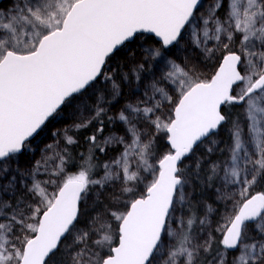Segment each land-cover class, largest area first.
<instances>
[{"label": "snow or ice", "instance_id": "6c2138e0", "mask_svg": "<svg viewBox=\"0 0 264 264\" xmlns=\"http://www.w3.org/2000/svg\"><path fill=\"white\" fill-rule=\"evenodd\" d=\"M136 41L138 52L130 47ZM184 43L207 60L222 54L210 76H197L175 55ZM124 48L133 68L121 79L107 65ZM132 79L143 89L139 98L107 117L122 124L123 135L99 137L108 100L101 93L89 107L88 91L110 82L116 98ZM76 105L84 111L77 110L82 118L74 128L96 123L78 171H67L68 146L76 143L67 129L62 149L46 145L21 171L31 141ZM229 106L243 119L231 121L227 153L209 146L207 153L221 151L219 159L197 157L229 122ZM161 133L167 150L158 155ZM52 136L59 143L60 133ZM110 145L123 150L93 178V151ZM200 183L216 188L223 204L215 226L210 205L202 219L185 211ZM96 186L118 191L78 227ZM258 188L264 0H228L226 7L213 0L207 8L203 0H11L0 7V264H264Z\"/></svg>", "mask_w": 264, "mask_h": 264}, {"label": "trees", "instance_id": "16d2710c", "mask_svg": "<svg viewBox=\"0 0 264 264\" xmlns=\"http://www.w3.org/2000/svg\"><path fill=\"white\" fill-rule=\"evenodd\" d=\"M213 0H203L204 7L207 8ZM225 7L227 6L228 0H224ZM11 3V0H3L0 4V7H8ZM224 8L220 9L219 15L223 16ZM189 37L186 35L185 41H188ZM141 41H136L133 45H131L132 51L138 52V45ZM237 48V46H234ZM192 48L188 43H184V45L175 50V55L183 60L190 68L196 70V75L200 77L210 76L214 71V65L219 62L221 57V53H217L216 57L211 60H207L204 58L202 53H198L195 49L191 51ZM133 57L129 53L127 48L121 49L120 54L115 56L112 61L107 65V67L111 70V74L114 77H120L122 79V74L131 73L133 68V64L131 63ZM121 79H117V83H121ZM111 83L108 82L106 87H102L101 85H97L95 90L90 89L87 93V96L90 98L88 101L89 107H94L93 101L97 99V97L103 93L108 103L105 105L107 115L104 118V131L102 133H98L99 137H108L110 135H123V126L118 121L115 123H109L107 117H116L118 116L121 109L125 107L128 103H134L136 99L139 98V92H142L143 89H137V83L135 79H132L131 82L124 81L121 87V95L119 97L113 98L109 95L111 90ZM83 112L84 109L80 105H76L75 107L66 109L61 112L56 119L52 120L46 127L44 131L40 133V135L36 136L30 143L29 149L26 150L19 158V167L21 171H26L31 167L32 162L34 160H39L42 155V150H44L45 146L48 144H52L54 148H62L64 144L61 143L60 137L64 130L72 129L70 132L73 138L76 140V143L73 145H69V151L71 156L73 157V161L67 165V171L70 173H76L82 163V154L84 157H87L90 153L89 142L87 140L88 136H91L96 131V123L95 121L88 125L86 128H81L79 130L74 129L73 123L82 118V116L78 113V110ZM225 111L229 115V122L225 123L221 129L216 133L219 141H221L217 148L223 150L224 153H227L228 145L230 144V131L229 127L231 126V121L236 120L238 117L243 119L241 116V110L239 107H226ZM86 114V113H85ZM53 132H59V143H57V139L52 136ZM215 136V135H214ZM213 136V137H214ZM156 149L158 155H162L166 150V141L164 138L159 135L156 138ZM122 145H110L105 148L104 152H100L98 149L93 151L92 162L96 165H99L98 168L93 170V178L98 179L104 173L103 165L108 161L111 162L114 158L120 155L122 151ZM51 151L49 155H51ZM203 158L217 160L221 157V151H215L214 155H208L203 153ZM200 157V156H198ZM53 164L56 161L52 162ZM210 164H205L204 171L208 172ZM45 179L47 177H44ZM264 188H258L257 191H262ZM113 191H118V189H100L99 191L93 190V194H96L94 198L88 199L84 202L81 208V216H80V225L78 227H83L85 222L89 221L90 216H94L97 213L101 212L103 209V205L107 204L110 200ZM202 193L201 196L197 195ZM214 195L212 193L205 194L204 189L201 184L197 186L195 193V202L204 201L209 205L217 208L218 213L223 214V210L218 205H215V202L212 200ZM200 199V200H199Z\"/></svg>", "mask_w": 264, "mask_h": 264}, {"label": "rangeland", "instance_id": "374dc122", "mask_svg": "<svg viewBox=\"0 0 264 264\" xmlns=\"http://www.w3.org/2000/svg\"><path fill=\"white\" fill-rule=\"evenodd\" d=\"M234 46H237V48L239 47V45L238 44H236V45H234ZM191 48H192V50L191 51H194L196 48L194 47V46H190ZM197 51H198V53H201V51L199 50V49H196ZM218 55V54H217ZM132 71V70H131ZM125 74H127V73H125ZM124 74V75H125ZM123 74H122V76H124ZM119 122V121H118ZM120 123V122H119ZM121 124V123H120ZM231 127V126H230ZM230 127H229V131H230ZM76 128H74L73 130H75ZM69 131V134L71 135V131H72V129H69L68 130ZM64 133V132H63ZM63 133L61 134V137H60V141H61V143H63V140H64V136H63ZM162 137H163V135L164 134H160ZM221 141H219V139H218V136H216V134H215V136L214 137H212V139H211V141H209V142H207V143H205V144H203V145H201L200 146V148H199V150L197 151V153H196V156L198 157V156H201L203 153H205L206 152V154H208V155H214L215 154V151L213 152V153H207V148L209 147V146H211V147H213V148H217L218 147V145H219V143H220ZM64 144V143H63ZM60 149H62V145H61V147H60ZM122 149H123V146H122ZM204 155V154H203ZM205 161H211V159H205V158H203ZM107 163H109V161L107 162ZM207 165H209L210 163H206ZM212 167V165L210 164V166H209V168H208V170L210 169ZM201 185H202V187H203V189H204V192H205V194L207 195V194H209V193H212L214 196L212 197L213 199V201L215 202V205L217 206L218 205V207H221V209L223 210V204H222V202H220L218 199H217V197H216V188H214V187H212L211 185H209V186H207V187H205L204 185H203V183H200ZM100 189H99V186H96V189H94V193H95V191H99ZM96 194H93V192L91 193V198H94V197H97V196H95ZM197 195H199V196H201L202 195V193H200V194H198L197 193ZM90 198V199H91ZM200 200V199H199ZM205 205H209L207 202H204V201H198V202H195L194 203V206H193V208L191 209V210H188V209H186L185 211L186 212H188L189 214H194L195 216H197V217H199V218H203V216H204V212L206 211V208L204 207ZM211 206V205H210ZM213 209H215L216 211L215 212H213L212 213V218H213V225L215 226V222L217 221V220H219L220 218H221V213L219 214L218 213V209L217 208H215V207H213V206H211ZM218 235V234H217Z\"/></svg>", "mask_w": 264, "mask_h": 264}, {"label": "water", "instance_id": "95a60500", "mask_svg": "<svg viewBox=\"0 0 264 264\" xmlns=\"http://www.w3.org/2000/svg\"><path fill=\"white\" fill-rule=\"evenodd\" d=\"M3 0H0V4L2 3Z\"/></svg>", "mask_w": 264, "mask_h": 264}]
</instances>
